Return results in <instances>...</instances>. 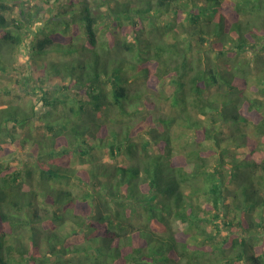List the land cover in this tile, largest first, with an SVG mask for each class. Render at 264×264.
Listing matches in <instances>:
<instances>
[{"label": "trees", "instance_id": "trees-1", "mask_svg": "<svg viewBox=\"0 0 264 264\" xmlns=\"http://www.w3.org/2000/svg\"><path fill=\"white\" fill-rule=\"evenodd\" d=\"M26 1L0 0V97L29 96L0 103V264H264V0H40L35 32Z\"/></svg>", "mask_w": 264, "mask_h": 264}, {"label": "rangeland", "instance_id": "rangeland-1", "mask_svg": "<svg viewBox=\"0 0 264 264\" xmlns=\"http://www.w3.org/2000/svg\"><path fill=\"white\" fill-rule=\"evenodd\" d=\"M21 7L25 11L24 19H26L28 22V25L30 27V32L31 31L35 32L39 28H42L48 21H49V24L52 22L53 16L49 9V6L41 2L40 0H28L25 3H23ZM17 15H18L17 13L11 12L8 15V17L16 18ZM28 15H31V19H29L30 17H28ZM33 36H34V33H31L30 37H28L27 39V45L23 49L26 55L30 54L28 49L30 48V45H32ZM55 56H57V53H51L49 54V57L46 59H52V58H55ZM3 83L4 85L11 87V89H13L14 91L11 96L5 95V96L0 97V103H6L9 99H11L13 102L23 103V101L25 102L29 98V96L26 95V91H20L21 88L18 85H16L14 81L9 82V79L5 78ZM26 84L27 83L25 82L24 85ZM8 148L9 150H12V151L18 150L20 151V153H22V150L20 148L7 146V149ZM238 152L239 154H244V153H248L249 150L248 148H242ZM6 158L8 157L6 156ZM174 232L177 233L178 236H184V228L181 226V224L176 223V225L174 226Z\"/></svg>", "mask_w": 264, "mask_h": 264}]
</instances>
